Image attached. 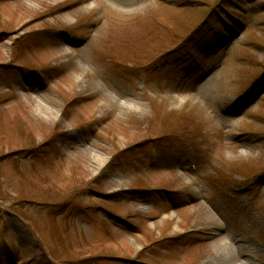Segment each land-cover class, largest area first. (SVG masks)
I'll use <instances>...</instances> for the list:
<instances>
[{
  "label": "rangeland",
  "instance_id": "374dc122",
  "mask_svg": "<svg viewBox=\"0 0 264 264\" xmlns=\"http://www.w3.org/2000/svg\"><path fill=\"white\" fill-rule=\"evenodd\" d=\"M219 1L0 0V264H264V99L251 117L238 103L264 14L233 33L218 78L145 73ZM186 126L210 137L193 159L180 138L126 156Z\"/></svg>",
  "mask_w": 264,
  "mask_h": 264
},
{
  "label": "trees",
  "instance_id": "16d2710c",
  "mask_svg": "<svg viewBox=\"0 0 264 264\" xmlns=\"http://www.w3.org/2000/svg\"><path fill=\"white\" fill-rule=\"evenodd\" d=\"M170 115V118L174 121V120H178L179 118H177L176 114L175 113H172V114H169ZM148 139H146V141L138 144L136 147H137V150L135 151L134 154H132L130 151L127 152L126 156H129L131 157L132 155H138L140 157L143 156V152H144V149L147 147L148 145V142H147ZM123 153V152H121ZM124 155V154H123Z\"/></svg>",
  "mask_w": 264,
  "mask_h": 264
}]
</instances>
